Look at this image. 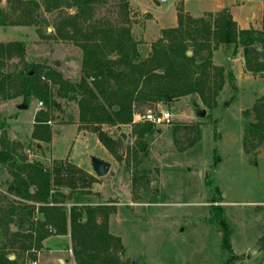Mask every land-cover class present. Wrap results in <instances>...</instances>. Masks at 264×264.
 <instances>
[{
    "label": "rangeland",
    "instance_id": "1",
    "mask_svg": "<svg viewBox=\"0 0 264 264\" xmlns=\"http://www.w3.org/2000/svg\"><path fill=\"white\" fill-rule=\"evenodd\" d=\"M10 1L0 0V16L4 15L7 22L17 19L10 13ZM127 2L128 36L137 42L144 57L161 29L176 25L177 0ZM119 3L105 0L96 15L116 23ZM221 6L231 11L237 26H246L249 12V23L264 31V0H183L184 11L192 16L215 12ZM64 11L73 12L72 8ZM56 13L43 11L40 6L37 25H0V41L18 40L24 46L20 54L5 60L6 73L19 76L33 63L42 73L55 68L70 80L79 79L81 50L72 41L53 37ZM212 63L230 69L233 76L218 94L207 91L206 101L198 95H183L167 102L133 106L130 122L102 124L100 129L116 140L114 151L93 129L78 121L77 103L68 97L55 96L56 104L48 109L36 98L24 101L21 95L3 98L0 94V133L5 130L18 141V154L28 160H39L48 168L62 160L95 176L90 184L77 189L75 196L83 203L115 207L108 214V224L110 232L121 239L123 247L118 248V256L124 264H264V138L246 135L245 128L254 119L250 110L258 98L246 95L250 89L241 47L232 54V46L219 45L213 50ZM257 74L262 76L264 71ZM212 85L214 88L216 82ZM19 104L24 107L19 108ZM147 108L169 110L172 123L155 125L138 159L133 153L132 125L144 121L133 119ZM257 108L264 112V100ZM39 109L49 112V141L31 137ZM201 110L203 116L199 115ZM91 154L110 161L112 174L96 176L90 165ZM9 179L8 171L0 166L2 208L18 200L5 189ZM215 204L222 209L220 214L213 209ZM222 217L229 231L227 244L219 223ZM47 237L46 247L31 255L33 251L19 246L29 239L26 223L0 222V246L4 243L20 264L35 259L37 264H73L68 251L70 237Z\"/></svg>",
    "mask_w": 264,
    "mask_h": 264
},
{
    "label": "trees",
    "instance_id": "2",
    "mask_svg": "<svg viewBox=\"0 0 264 264\" xmlns=\"http://www.w3.org/2000/svg\"><path fill=\"white\" fill-rule=\"evenodd\" d=\"M104 1L11 0L10 13L16 14L17 19L7 22L1 14L0 25H37L36 12L40 6L46 12L57 11L53 37L79 46L81 70L79 79L73 81L55 68H47L42 73L37 64L31 63L29 69L13 77L4 71L5 60L20 54L24 46L18 40L0 41L1 96L21 95L24 101L36 98L48 109L56 104L55 96L73 99L78 106V121L93 129L98 139L114 151L116 140L102 131L101 125L130 122L133 106L167 102L183 95H198L206 101L207 91L219 93L233 76L230 69L212 63L213 50L219 45L232 46V54L241 47L246 70L253 74L264 71V31L252 26L239 28L226 7L192 16L184 11L183 0H177L176 25L161 29L149 54L142 57L137 42L128 36L127 0H120L116 23L96 15V9ZM66 8H72L73 12H65ZM189 45L192 47L188 54ZM257 98L250 110L254 119L246 124V135L258 134L264 138V112L257 108L263 103L264 95ZM48 121V110L36 111L31 137L49 141ZM154 127L151 122L132 125L133 153L138 159L139 151L146 150L147 136ZM19 145L5 130L1 131L0 166L10 175L5 189L18 200L16 204L0 206V222L16 220L19 226L26 223L29 239L26 244L20 242L22 250H31L33 255L42 247L45 237L68 233L76 264H124L118 256V248L123 247L121 239L110 232L108 224V214L115 207L83 203L75 196V191L85 183L90 184L95 176L62 160L51 168L39 160H28L18 154ZM212 207L220 214L222 209L218 205ZM219 223L223 226V242L227 244L229 231L223 217ZM10 254L3 243L0 264H20L18 256L11 259Z\"/></svg>",
    "mask_w": 264,
    "mask_h": 264
},
{
    "label": "crops",
    "instance_id": "3",
    "mask_svg": "<svg viewBox=\"0 0 264 264\" xmlns=\"http://www.w3.org/2000/svg\"><path fill=\"white\" fill-rule=\"evenodd\" d=\"M221 7H223V6H221ZM230 13H231V11H230ZM232 17L235 20V18H234L233 15H232ZM250 21H251L250 13L248 12V13H246V26H240V27L238 26V27L239 28H248V27H251L252 26L254 28H258V29H261L262 30V27L261 26L255 25L253 22H252V24H250L249 23ZM262 84H264V75L259 76V74H257V73L256 74H253L250 71L246 70V85L248 86V89H250V91L247 92L246 95L249 94L250 95L249 97H253V96L254 97H259L261 95H264V86L263 87H260V86H262ZM61 235H63V236L66 235L67 237H69V234H61ZM47 238L48 237H45L42 240V247L40 249H44V247H46L45 246V240ZM68 251H69V258L73 261V264H76L75 263V260L72 257V251H71L70 244H69V247H68ZM58 259H60V257ZM62 262H64V260H62Z\"/></svg>",
    "mask_w": 264,
    "mask_h": 264
},
{
    "label": "built area",
    "instance_id": "4",
    "mask_svg": "<svg viewBox=\"0 0 264 264\" xmlns=\"http://www.w3.org/2000/svg\"><path fill=\"white\" fill-rule=\"evenodd\" d=\"M172 113L167 109L154 111L151 108L145 109L142 113L137 114V118L144 122H151L155 125H169L172 123ZM29 264H37V260H31Z\"/></svg>",
    "mask_w": 264,
    "mask_h": 264
},
{
    "label": "water",
    "instance_id": "5",
    "mask_svg": "<svg viewBox=\"0 0 264 264\" xmlns=\"http://www.w3.org/2000/svg\"><path fill=\"white\" fill-rule=\"evenodd\" d=\"M187 53L189 54L190 50H188ZM18 106L19 108L24 107V105L22 104H19ZM199 115L203 116L204 110H201ZM89 160H90L91 169L96 176H105L108 173L112 174V172L110 171V166H111L110 161L100 158L96 155H92V154L89 156ZM251 251L254 252V248H252ZM9 257L12 259L14 255H10Z\"/></svg>",
    "mask_w": 264,
    "mask_h": 264
}]
</instances>
